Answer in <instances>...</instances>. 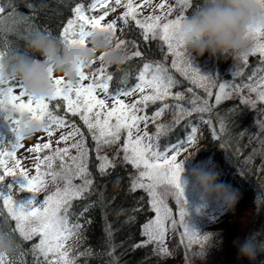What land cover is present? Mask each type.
Here are the masks:
<instances>
[{"label":"snow or ice","instance_id":"obj_1","mask_svg":"<svg viewBox=\"0 0 264 264\" xmlns=\"http://www.w3.org/2000/svg\"><path fill=\"white\" fill-rule=\"evenodd\" d=\"M122 0H91L90 3H76L73 11V18H69L66 25L60 32V40L68 45H87L89 37L97 30L111 32L115 36L117 21L102 23L109 11H115L112 7L114 3L121 5ZM145 3L150 0H144ZM184 7L191 6V0H178ZM31 9L33 5L29 4ZM127 9L118 17V20L129 22V17L142 32L143 40H159L167 46V52L171 54V69L179 72L198 87L204 88L209 97L213 96L212 88L218 87L215 93V103L219 104L222 100L231 98L234 94H239L242 87H247L251 91L258 93V98L264 101V75L256 76L260 71L255 69L257 86L252 83L237 85L228 82H219L218 77L204 74L199 68L194 66L191 55L188 54L182 43V38L178 32V25L187 16L182 13L175 19H168L167 15H149L143 19H138L132 0L124 5ZM137 7H140L138 5ZM157 8L164 9L165 3L156 5ZM98 9L103 10L101 15H89ZM6 8L0 6V15L5 14ZM172 12V6H167V13ZM30 32L40 31L37 28L29 26ZM47 31V30H45ZM247 39L253 41L251 49L252 54L259 53L260 63L264 64V24L251 26L245 33ZM125 40L117 41V47L124 46ZM132 57H142L143 53L136 50L131 53ZM128 58H130L128 56ZM127 58V59H128ZM101 61L103 57L101 56ZM167 59V57H165ZM249 55L243 57L242 61L247 63ZM4 55L0 54V116L3 111L11 106L23 115L25 113L32 116L34 120L43 125V130L51 137L54 130L69 126L67 113L72 116H78L86 126L87 133L94 142L93 151L96 153L97 165L101 175L107 172L109 167H115L114 158L110 159L107 154H100L103 146L115 144L121 139L123 132L127 133V139L122 146L123 160L130 163L138 172L133 177L131 190L137 188L146 189L151 196V206L155 212V218L143 225L144 234L148 241L163 242L165 232V222L171 215V209L165 204L164 197L172 194L176 203L180 204V221L185 224L186 229L191 227L185 220L184 188L182 182V173L184 170L183 161L188 157L178 160L182 151H186V145L195 143L196 128L191 129V133L183 141L165 147L160 150L159 138L165 134L170 125L156 124V133L149 134L146 131L149 117L147 115H138L149 103L155 104L157 101H166L172 97L176 101L184 100L180 92L173 94L172 89L177 84L173 78L172 72L165 67L163 62H146L143 64L137 76V83L131 88L117 86L111 87L113 75L107 71L106 66L102 64L100 69L89 75L84 71L85 67L78 69V81L75 85L69 84L63 76L55 77L51 66L49 72L53 81V92L46 98H34L28 94L21 81L6 77L3 72ZM47 63V62H45ZM233 75H240L235 71ZM85 81H90L84 83ZM147 90V91H146ZM187 91L191 92L192 89ZM140 93V98L127 104L121 97L131 96L133 93ZM196 99H199L197 97ZM111 100V106L108 101ZM54 101H62L66 105V111L63 115L58 114L62 105ZM245 105L255 106V101L250 98H243ZM191 108L183 104L163 103L162 107L155 111L150 119L155 123L156 119L162 115L165 109L174 108L173 124L179 123L184 115H190L191 112H211V107L207 99L202 104L197 105L196 100L187 101ZM11 129V138L7 141L8 150H4V138H0V200L7 209L8 214L16 221V227L13 231H18L20 236L26 241H31L38 237V242L32 245V253L36 258V264H74V258L70 257L71 248H65L64 242L72 236L80 234L82 226L79 223L71 221L73 202L80 199H86L95 191L93 180L89 177L91 173L88 170L89 149L87 138L80 128L76 126L75 121L71 123V131L60 136L55 143L68 141L73 138L74 142L64 148L56 147L50 155H45L42 160H38L35 165V175H30L28 169L21 166V161L16 159V149L22 148L20 143L24 135L20 129L19 119H3ZM145 123V130L141 132L139 124ZM259 124L260 122L257 121ZM264 128V125H261ZM221 130L224 125L221 124ZM135 132V135H134ZM79 136L80 139H75ZM51 141L36 144L29 148V152H41L51 148ZM75 149L76 155L70 156V150ZM171 153V154H170ZM68 158V162L65 158ZM59 158V168L54 167V161ZM7 159L14 160L12 167L7 166ZM8 177L13 179L22 177L23 182L6 183ZM79 178L81 183H74V179ZM56 184V190L40 201L37 199L38 193L46 191L48 182ZM146 181V182H145ZM62 185V186H61ZM21 193H28L26 200L14 199L13 190ZM88 211L87 205L79 213L83 216ZM79 218V217H78ZM172 223L175 225L176 220ZM193 228V227H192ZM193 232L195 229L193 228ZM11 240V233H3ZM111 236V232L108 233ZM12 241V240H11ZM142 245H137L140 247ZM167 250L162 248L161 252ZM111 254V253H110ZM43 260H40V257ZM51 256V259L49 258ZM0 264H5V256H0Z\"/></svg>","mask_w":264,"mask_h":264},{"label":"trees","instance_id":"obj_2","mask_svg":"<svg viewBox=\"0 0 264 264\" xmlns=\"http://www.w3.org/2000/svg\"><path fill=\"white\" fill-rule=\"evenodd\" d=\"M90 2L91 0H0V6L6 8L5 14L0 15V54L4 55V60L13 51L40 58L38 53H31L25 46V37L32 33L29 26L51 33L60 39L62 28L69 18H73L72 9L75 4L87 5ZM200 3L201 0H191V6L183 8L184 15H191ZM29 4L33 5L31 9L28 7ZM102 11L98 9L88 14L97 15ZM128 19V23L124 22L127 27L124 36L132 41V46L140 50L143 56H129L130 58L119 67L106 65L107 71L113 75L112 88L117 86L131 88L144 63L163 62L177 80L175 88L177 92L188 89L194 92L203 91L182 77L179 72L171 69L170 58L165 53L167 49L164 50L161 41L158 39L144 41L141 30L130 18ZM116 21L119 23V20ZM258 57V54L250 56L247 63L238 70L240 75L234 76V72L230 73L227 70L232 58L213 56V72L219 82L242 86L249 83V77L253 76L255 69H260L256 76L264 74V64L256 59ZM217 91L218 87L212 88V97L202 92V102L208 100L211 112H191L190 115H184L179 123L170 125L158 143L160 149H163L161 147L165 145L167 147L183 141L189 136L192 128L201 127V147L193 159L204 160L211 166L215 165L221 173L219 182L232 185L239 190L240 195H249L247 204L250 209L246 212L249 215L245 220L246 224H243L246 227L244 226L239 234V243L250 238L261 242L264 241V128L261 127L264 125V101L257 97L258 100H254L256 102L254 107L250 104L245 105L242 99L246 97L241 91L216 104L214 97ZM57 102L62 105L61 109L57 110L58 114L63 115L66 105L62 101H54L50 107ZM156 105L158 102L151 103L149 108ZM67 119L69 124L75 121L76 126L87 138L88 170L91 173L89 178L93 180L95 189L86 199L74 201L71 209V221L82 226L80 234L71 237L69 255L74 258V264H155L157 260L155 249L150 242L145 243L147 239L143 230V225L150 219L153 211L147 202L146 189L131 190L133 166L123 160L120 151L117 155V146L112 144L103 154H107L110 159L114 158L115 167H109L107 172L101 175L97 168L99 161L93 151L95 145L83 121L71 113H67ZM4 123L5 121L0 118V138H4L3 148L6 151L7 141L12 134L10 126H4ZM221 124L224 125V130H221ZM13 164L14 160L7 159L8 167H12ZM6 183L20 182L17 178L8 177ZM13 194L14 199L22 200L28 195L15 189ZM85 205L88 211L81 217L79 213ZM251 224L255 225L253 232L249 230ZM15 227L16 221L8 214L3 201L0 200V232L11 233L13 242L12 252L5 255V264H36L31 249L32 245L38 242V238L26 241L18 231H13ZM109 231L111 236L108 235ZM233 251L234 257L238 256V245ZM40 260H43L42 256ZM254 262L264 263V254L261 256L259 254L255 261L246 258L245 264Z\"/></svg>","mask_w":264,"mask_h":264},{"label":"clouds","instance_id":"obj_3","mask_svg":"<svg viewBox=\"0 0 264 264\" xmlns=\"http://www.w3.org/2000/svg\"><path fill=\"white\" fill-rule=\"evenodd\" d=\"M258 24H264V0H201L200 6L180 22L178 32L184 48L191 56L209 53L242 60L252 49V42L245 33L251 26ZM116 40L111 32L97 30L89 37L87 45L73 46L65 44L51 33L36 31L25 37V46L31 53H38L40 58L13 51L3 61V72L6 77L21 81L24 90L32 97L46 98L53 92L51 74H60L69 84L75 85L78 69L101 61V56V62L105 65L119 67L124 64L129 53L124 46L118 48ZM0 118L19 119L24 136L33 135L43 128L31 115H21L11 106L3 111ZM199 150L194 145L191 156ZM220 175L215 165L200 166L188 171L186 179L201 197L222 203L227 210L234 211L240 192L230 184L219 182ZM195 232L202 251L196 256L199 260L206 257L214 240L217 247L223 244L216 232L201 233L196 229ZM234 243L238 245L239 255L250 261L264 254V241L257 242L250 238L243 243ZM12 245L9 237L0 232V256L11 253Z\"/></svg>","mask_w":264,"mask_h":264},{"label":"rangeland","instance_id":"obj_4","mask_svg":"<svg viewBox=\"0 0 264 264\" xmlns=\"http://www.w3.org/2000/svg\"><path fill=\"white\" fill-rule=\"evenodd\" d=\"M127 2L128 0H122L120 6H117L113 3L112 7L115 8V11H109V14L105 18V20L102 21V23L111 22L116 19L118 20V17H120L122 13L127 11V9L124 7V5ZM162 2L165 3L166 7L164 9L157 8L156 5L161 4ZM132 3H133V7L135 9L138 19H143L149 15H167L168 19H175L181 13L184 15L183 13L184 6L182 4H179L178 0H150V2H147V3H145L144 0H132ZM138 5H140V7H137ZM169 5L172 6V12L170 14L167 13V6ZM101 14H103V11L100 14H97V16ZM126 29L127 27L124 24V21L119 20V23L117 22V26H116L115 37L117 38L116 42L118 41V39L125 40L127 42L126 49L129 53L128 56H131V53L135 52L136 49L135 47L132 46L131 44L132 41L124 36V34L126 33ZM251 42H252V47H253V41ZM163 46H164V50L165 48L167 49L166 45H163ZM165 53L167 57L170 58V64H171V59L173 57H171L170 53H167V52ZM256 54H258L259 56L256 59L261 60L260 54L259 53H256ZM256 54H252L250 52L249 57L255 56ZM97 55H99V53ZM191 59L194 62V66L199 68L202 73L215 76L213 72V61H214L213 55H210L209 53H205L203 56L193 55L191 56ZM102 64L103 63L101 61L97 60L91 66L85 67L84 71L88 73L89 75H92L93 73L97 71V69L101 68ZM243 64L244 62L242 60H232L229 63V68L227 70L230 73H233L235 71L240 70V67L243 66ZM103 65L106 66L105 64ZM54 76L60 77L61 75L54 73ZM181 76L184 77L183 75ZM173 78L176 80L175 77ZM184 78L187 80L186 77ZM88 82L90 81H85L84 83H88ZM136 83H137V80L135 84ZM249 83H252L254 87L257 86V82L255 78L249 81ZM175 88H176V85L172 89L173 94H175L178 91ZM197 88L203 91L189 92L185 90V91L180 92L184 96V100L182 101H176L172 97H168L166 101H163V102L157 101L158 105L153 106V107L151 106L150 108H149V105L147 106V108H144L141 105L140 107L143 110L137 114L147 115L149 117V120L147 122L146 131L149 134H155L157 131L156 124H165V125L173 124L172 122H173V116L175 113V109L171 107L168 109H165L162 115L156 119L155 123L152 122V120L150 119L151 115L155 111H157L159 108H161L163 103L165 102L170 105L180 103V104H183L187 108H191V105H189L187 101L192 100V99L196 100L197 105L202 104V99H201L202 92L206 93V91L204 88H201L198 86ZM242 94H244L246 98H250L252 101L258 100L257 99L258 93L256 91H251L247 87H244L242 89ZM140 95L141 94L137 92V93H133L131 96L121 97V98L124 99L125 103L130 104L134 102L135 100L139 99ZM197 97H199V99H196ZM108 103H109V106H111V100H109ZM4 126H8V124L5 122ZM139 128L141 129V132H143L145 130V123L141 122L139 124ZM195 128L197 129L195 143L193 145H186L185 147L187 148V150L182 151L180 156H178V160L188 157L186 160L183 161V167L186 171L182 173V182H183V188H184V200L186 201L185 206H184L185 213H186L185 220L187 224H189L191 227H188L186 229L185 224L181 223L180 214H179L181 205L176 203L175 197L172 194L166 195L164 197V201H165V204L168 206V208L171 209V215L168 218V220H166L165 222V232L163 236V242L161 243L158 240L150 242L151 245H153V249H155V253L157 257L155 264H245L246 257L240 256L239 253H238V256L234 257L233 249L237 245L234 242H239V237H240L239 234L242 232V229L244 228V226L246 227V225H243V224H246L245 220L247 219L249 215L246 213L250 209V207L247 204L248 202L247 198L249 197V195H240V199L238 203L236 204L234 211H230V210H227L222 203H218L212 199H205L201 197L198 190L191 183L187 182V179H186L187 173L192 168L200 167V166H208V167L211 166L210 163L204 160H201V161L194 160L193 156H191L193 153L194 145L198 148L201 147L200 134L202 132V128L199 126ZM70 131H71V124H69V126L67 127L55 129L54 134L51 137H49L43 129L36 132L33 135L24 136L20 142L23 145V147L16 149L15 158L21 161V166L28 169L30 175H35V165L38 163V160H42L45 155H50L51 152L56 147H60V148L68 147L74 142L73 138H70L66 142L61 141L59 144L55 143L57 140H59L61 135L67 134ZM134 135H135V132H134ZM75 139H80V137L77 136L75 137ZM126 139H127V133L123 132L121 134V139L115 143L118 150L122 149V146L125 143ZM49 141H51L52 143H51V148L48 150H43L41 152H29L28 151L29 148H32L36 144H43ZM110 146L111 145L103 146V148L100 151V154L105 153L106 149ZM165 147L166 145L161 147L163 149H160V150L163 151ZM120 153L122 154V157H123L124 154L122 150H120ZM69 155L70 156L76 155V150L71 149ZM65 161L68 162L67 157L65 158ZM59 165H60V160L59 158H56V160L54 161V167L58 169ZM136 175H138V172L134 168L133 177H135ZM17 180H19V182H23L22 177H17ZM73 182L79 184L81 183V180L77 178V179H74ZM56 186H57L56 184L49 181L46 186V191H42L38 193L37 199L42 201L45 198V196H47L48 194L56 190ZM27 198H29V194L27 195L26 199ZM147 198H148L147 202L149 204V207L153 211L152 216L148 220L150 221L155 218V212L151 206V202H150L151 196L149 195L148 191H147ZM173 219L176 220L175 225L172 223ZM192 227L201 233H204V232L218 233L219 237H221L223 240L222 246L217 247L215 245V240H214L213 246L207 250L206 257L202 260L197 259L196 258L197 254L198 253L202 254V251L200 248V242L197 239L196 233L193 232ZM249 230L251 232L255 231V225H252V224L249 225ZM145 236L148 241L147 235ZM71 244H72L71 237L67 241L64 242L65 248H70ZM162 248L166 249L167 251L161 252ZM49 258H51V256ZM259 261H261V257H259Z\"/></svg>","mask_w":264,"mask_h":264}]
</instances>
